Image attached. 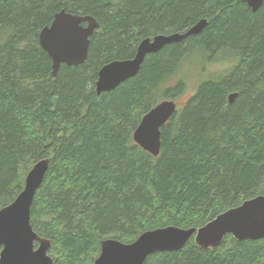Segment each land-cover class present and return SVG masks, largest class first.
<instances>
[{
  "label": "trees",
  "instance_id": "trees-1",
  "mask_svg": "<svg viewBox=\"0 0 264 264\" xmlns=\"http://www.w3.org/2000/svg\"><path fill=\"white\" fill-rule=\"evenodd\" d=\"M61 11L92 17L97 28L85 62L61 65L53 78L38 34ZM200 20L199 35L147 56L134 78L96 95L102 66ZM224 63L160 128L157 157L134 144L142 116L184 94L182 73ZM42 159L48 170L30 226L50 240L53 264H93L104 239L199 229L264 196V2L252 13L246 0H0V209ZM143 264H264V239L226 236L202 250L191 238Z\"/></svg>",
  "mask_w": 264,
  "mask_h": 264
},
{
  "label": "water",
  "instance_id": "water-1",
  "mask_svg": "<svg viewBox=\"0 0 264 264\" xmlns=\"http://www.w3.org/2000/svg\"><path fill=\"white\" fill-rule=\"evenodd\" d=\"M264 0H246L252 13ZM207 24L200 20L182 33L156 35L142 40L132 59L115 60L101 67L95 82L97 96L109 93L134 78L145 58L158 53L165 46L183 42L199 35ZM97 22L89 16L61 11L51 24L38 34L39 47L51 61L52 77L61 65H82L88 54L89 38ZM236 94L228 96L231 104ZM173 100H163L145 113L133 132V142L143 151L157 157L160 151V128L176 113ZM49 159L32 165L24 177L21 192L12 203L0 209V264H53L48 255L50 240L39 237L30 226V209L36 192L48 170ZM236 241L264 239V196L245 200L239 206L215 217L199 229H181L174 226L146 231L130 244L115 239H104L93 264H143L151 255L177 252L193 238L202 249H217L224 238Z\"/></svg>",
  "mask_w": 264,
  "mask_h": 264
},
{
  "label": "rangeland",
  "instance_id": "rangeland-1",
  "mask_svg": "<svg viewBox=\"0 0 264 264\" xmlns=\"http://www.w3.org/2000/svg\"><path fill=\"white\" fill-rule=\"evenodd\" d=\"M229 64L224 63V64H212V65H207L205 67L204 70H202L199 74L195 73V70L193 71L192 67L196 68L197 71L199 70V65H195L192 66L191 68H189V71L187 70L186 72H184V74H181L185 77V84H186V91L184 92V94L182 96H180L178 99L174 100V102L176 103L177 107H181L186 100L189 98V96L193 95L197 85L199 84V82H202L203 78H209V77H214L218 74H221V72H223L225 70V68L228 66ZM203 79V80H202ZM178 108H176V110H178Z\"/></svg>",
  "mask_w": 264,
  "mask_h": 264
}]
</instances>
